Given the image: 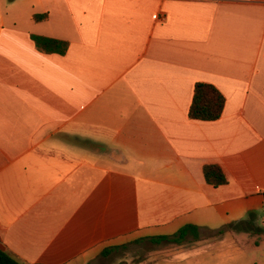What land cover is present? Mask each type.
Segmentation results:
<instances>
[{
	"label": "crops",
	"instance_id": "obj_1",
	"mask_svg": "<svg viewBox=\"0 0 264 264\" xmlns=\"http://www.w3.org/2000/svg\"><path fill=\"white\" fill-rule=\"evenodd\" d=\"M197 83L220 119L190 118ZM186 225L200 240H152ZM0 246L22 264H264V0H0Z\"/></svg>",
	"mask_w": 264,
	"mask_h": 264
},
{
	"label": "trees",
	"instance_id": "obj_2",
	"mask_svg": "<svg viewBox=\"0 0 264 264\" xmlns=\"http://www.w3.org/2000/svg\"><path fill=\"white\" fill-rule=\"evenodd\" d=\"M35 21H43L47 18V14L34 15ZM33 40L37 48L43 53H58L65 54L68 50V43L61 40L47 38L43 36H33ZM225 97L214 86L206 83H197L194 89L193 102L189 111V116L194 120L201 121H216L221 118L224 106ZM204 175L207 183L218 187L226 184L227 178L222 169L217 165H208L204 168ZM188 237L194 241L200 240L201 235L199 228L194 225H186L182 227L173 236H163L153 238L152 240H168L177 244H182L188 240ZM0 264H22L12 254L5 251L0 246Z\"/></svg>",
	"mask_w": 264,
	"mask_h": 264
},
{
	"label": "rangeland",
	"instance_id": "obj_3",
	"mask_svg": "<svg viewBox=\"0 0 264 264\" xmlns=\"http://www.w3.org/2000/svg\"><path fill=\"white\" fill-rule=\"evenodd\" d=\"M122 264H124V263H122Z\"/></svg>",
	"mask_w": 264,
	"mask_h": 264
}]
</instances>
